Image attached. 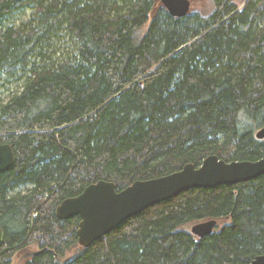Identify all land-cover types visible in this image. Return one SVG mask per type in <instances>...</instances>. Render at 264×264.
<instances>
[{"label": "trees", "instance_id": "obj_1", "mask_svg": "<svg viewBox=\"0 0 264 264\" xmlns=\"http://www.w3.org/2000/svg\"><path fill=\"white\" fill-rule=\"evenodd\" d=\"M210 2L207 14L176 18L160 0H0V76L21 84L0 100V144L15 158L0 173V264H250L264 254V174L182 192L87 247L80 217L55 214L101 180L119 192L210 155L264 158V0ZM54 39L71 50L52 60ZM210 220L209 236L184 230Z\"/></svg>", "mask_w": 264, "mask_h": 264}, {"label": "water", "instance_id": "obj_2", "mask_svg": "<svg viewBox=\"0 0 264 264\" xmlns=\"http://www.w3.org/2000/svg\"><path fill=\"white\" fill-rule=\"evenodd\" d=\"M160 2L172 17L182 18L190 12L189 0ZM255 138L264 139V126L256 132ZM14 160L11 146L0 144V173L12 167ZM263 174L264 158L252 162H225L216 155H210L197 168L193 164H186L180 171L155 179L135 181L119 192L113 183L98 181L87 186L78 196L61 201L56 208V216L61 220L79 216L78 241L87 247L127 219L182 192L247 182ZM215 226L216 221L210 220L194 224L190 231L194 236L203 238L211 235ZM3 239L4 233L0 228V244ZM250 264H264V254L256 256Z\"/></svg>", "mask_w": 264, "mask_h": 264}, {"label": "rangeland", "instance_id": "obj_3", "mask_svg": "<svg viewBox=\"0 0 264 264\" xmlns=\"http://www.w3.org/2000/svg\"><path fill=\"white\" fill-rule=\"evenodd\" d=\"M190 1V12L193 11H199L202 14H207L211 10V2L210 0H189ZM32 14L31 9H26L24 13L20 14V16L16 17L14 22L15 25L21 24L26 22L30 19ZM11 21V20H10ZM9 21V22H10ZM55 42H58V48L56 51V54L52 60L59 57L62 53H66L65 51L71 50L70 42L69 44L64 41H58L57 39H54ZM32 59V58H31ZM49 61V60H48ZM4 78L0 76V100H4L10 92H16L20 90V85L18 81L16 82H3ZM22 193L25 191L20 190ZM17 192V191H16ZM14 192V193H16ZM226 221L225 220H219L217 221L218 228L221 227ZM196 224V223H195ZM194 224H188L184 226V230L190 231V228ZM38 248L36 245H31L29 248H27L24 252L20 253L19 257L25 259L28 258L30 252H35ZM72 252H67L65 255V259L69 258L71 256ZM18 257V258H19Z\"/></svg>", "mask_w": 264, "mask_h": 264}, {"label": "bare ground", "instance_id": "obj_4", "mask_svg": "<svg viewBox=\"0 0 264 264\" xmlns=\"http://www.w3.org/2000/svg\"><path fill=\"white\" fill-rule=\"evenodd\" d=\"M84 190V189H83ZM57 208V207H56ZM55 214H56V209H55Z\"/></svg>", "mask_w": 264, "mask_h": 264}, {"label": "flooded vegetation", "instance_id": "obj_5", "mask_svg": "<svg viewBox=\"0 0 264 264\" xmlns=\"http://www.w3.org/2000/svg\"><path fill=\"white\" fill-rule=\"evenodd\" d=\"M190 230H191V228H190Z\"/></svg>", "mask_w": 264, "mask_h": 264}]
</instances>
